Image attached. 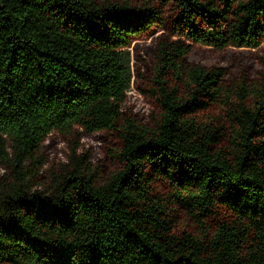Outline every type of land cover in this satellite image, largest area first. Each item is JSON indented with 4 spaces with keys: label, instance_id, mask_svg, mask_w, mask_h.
Instances as JSON below:
<instances>
[{
    "label": "trees",
    "instance_id": "16d2710c",
    "mask_svg": "<svg viewBox=\"0 0 264 264\" xmlns=\"http://www.w3.org/2000/svg\"><path fill=\"white\" fill-rule=\"evenodd\" d=\"M156 29L145 125L123 106ZM263 43L264 0H0V264H264V57L232 80L188 59Z\"/></svg>",
    "mask_w": 264,
    "mask_h": 264
},
{
    "label": "rangeland",
    "instance_id": "374dc122",
    "mask_svg": "<svg viewBox=\"0 0 264 264\" xmlns=\"http://www.w3.org/2000/svg\"><path fill=\"white\" fill-rule=\"evenodd\" d=\"M161 31H152L145 39L134 42L130 47L131 59L136 68V77L127 92V100L123 106L126 116L136 119L141 124H151L152 116H155L156 101L151 96L150 70L154 58L156 40ZM264 57V43L258 49H227L216 52L208 48L196 47L189 55L190 62L201 63L207 67H222L229 80L235 79L243 73L256 77L261 71L260 58ZM140 76H139V75ZM75 138L68 139L59 133L50 134L43 145V150L48 158L44 169V177L50 169H58L67 162L70 149ZM81 148L78 153L91 152L92 164L101 169L106 177L118 166L117 159L112 156L110 149L115 151L118 147L116 135L109 133H96L83 135L80 139ZM182 222L179 228H182Z\"/></svg>",
    "mask_w": 264,
    "mask_h": 264
}]
</instances>
